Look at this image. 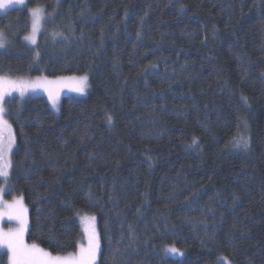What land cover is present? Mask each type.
<instances>
[{"label": "trees", "instance_id": "trees-1", "mask_svg": "<svg viewBox=\"0 0 264 264\" xmlns=\"http://www.w3.org/2000/svg\"><path fill=\"white\" fill-rule=\"evenodd\" d=\"M1 29L2 73L90 77L59 111L7 101L24 242L76 250L81 211L98 221L94 264H264V0H28Z\"/></svg>", "mask_w": 264, "mask_h": 264}, {"label": "snow or ice", "instance_id": "snow-or-ice-1", "mask_svg": "<svg viewBox=\"0 0 264 264\" xmlns=\"http://www.w3.org/2000/svg\"><path fill=\"white\" fill-rule=\"evenodd\" d=\"M7 3L22 4L24 0H7ZM4 4H0V7H4ZM32 15V35L26 36L25 39L35 43V34L39 31L42 20V9H31ZM53 35H57L54 33ZM6 46V41L3 38V33L0 32V48ZM87 81V77H81L77 91H83V85ZM46 81H42L37 78L34 81L26 80H13L7 77H0V177L5 179L9 175V169L12 167V161L10 153L15 143V135L12 130V125L5 119L8 115L7 110L3 107V100L5 96L11 95L12 92H18L23 97L29 91H35L36 89L43 88L46 85ZM48 90V89H46ZM49 91V99L52 100L53 105L56 104V96L51 90ZM111 121V117H109ZM195 143V139L193 141ZM239 143V141H238ZM244 146L247 147V141L245 140ZM4 189H0L3 192ZM0 205H3V210L0 211V216L7 215L10 219H15L20 228L15 232H3L0 231V246L7 248L10 253V264H93L96 260L97 253L100 251L99 237L92 228L88 235L87 247H81L79 254L76 256H68L62 258L60 256H52L50 253L45 252L37 245H26L22 241V235L26 227V220L24 218V212L20 200H14L12 203L3 201L0 198ZM89 220H95V217L87 218ZM167 251L171 253H178L179 250L175 247H170Z\"/></svg>", "mask_w": 264, "mask_h": 264}, {"label": "rangeland", "instance_id": "rangeland-1", "mask_svg": "<svg viewBox=\"0 0 264 264\" xmlns=\"http://www.w3.org/2000/svg\"><path fill=\"white\" fill-rule=\"evenodd\" d=\"M0 4L5 5L4 7H0V14H3L13 7L26 6L28 4V0H24V3H22V4L7 3V0H0ZM34 8L42 9V20H41L40 29L35 34V43H32L30 40L26 39V41L29 42L30 44H36L37 43L40 32L43 31L45 28V22H46L45 19L47 17V12H46L45 6L31 7L29 9L30 14H31V9H34ZM31 18H32V15H31ZM0 32L3 33V38L6 41V46L3 48H0V50H4V49H6V47L8 45L7 44V38L5 35V31L3 29H1ZM30 35H32V24H31V29H30L28 35H26V36H30ZM85 76L87 77V81L83 85L84 90L83 91H77V87L80 86L79 85L80 78L85 77ZM0 77H7V78H10L13 80H26V81H34L37 78H39L42 81H46L47 83H46L45 87L36 89L35 91H29L23 96V98L26 96H30V95H41V94L45 95L47 97L48 101L50 102L52 108L55 111L60 110L61 100H62V97L64 95H84L87 93L89 86H90V77L88 74H78V75L68 74V75H63V76H58V77H45V76L26 77V76H10V75L4 74L0 71ZM46 89L51 90L54 93V95L56 96V104L55 105H53L52 100L49 99V91ZM14 96H20V94L18 92H12L11 95L5 96L2 103H3V107L6 110H7L8 99L11 97H14ZM5 119H7L8 122L11 124V122L8 118V115L5 116ZM12 130H13L14 135H15V143H14L12 150H11V153H10V158L12 161V167L9 169V175L6 179L4 177H0V189H4L3 192H0V198H2L3 201H6L8 203H12L14 200H20L21 201L23 209L26 210L24 212V218L26 220V227H25V230H24L23 235H22V241L24 244L31 246L33 244L24 242V238L26 237V235L28 233V229H29L28 205L24 200V196L23 195H17V196L11 197V198L8 197V193L11 190L12 185H13V163H14V151H15V147H16V134H15V130H14L13 125H12ZM2 210H3V205H0V211H2ZM91 217H95V220L93 221V220L87 219V218H91ZM76 218L82 227L83 235H84L83 240L78 244V248L74 251H70V252L58 254V255L50 253L52 256H54V257L60 256L62 258H66L68 256L78 255L80 248L82 246L85 248L87 247L88 235H89V232L91 231L92 228L95 229V232L99 237V244H100V235H99L98 221H97L96 215L89 213V212L87 213V212H81L80 211L76 214ZM19 228H20V224L15 219H10L7 215L0 216V231H3V232L13 231V232H15ZM0 247L8 252L6 247H4V246H0ZM8 254L10 256L9 252H8ZM98 254H99V252L97 253V256H98ZM9 264H10V261H9ZM93 264H94V262H93Z\"/></svg>", "mask_w": 264, "mask_h": 264}]
</instances>
